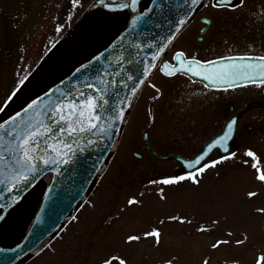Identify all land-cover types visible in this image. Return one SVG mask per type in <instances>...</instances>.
Here are the masks:
<instances>
[{
    "label": "rangeland",
    "instance_id": "1",
    "mask_svg": "<svg viewBox=\"0 0 264 264\" xmlns=\"http://www.w3.org/2000/svg\"><path fill=\"white\" fill-rule=\"evenodd\" d=\"M90 1L73 7L72 0H0V108L12 105L52 65L74 54L79 43L61 41ZM141 109L131 111L110 164L72 221L24 264H257L264 256V212L258 211L264 209V182L256 179L264 172V134L256 127L248 129V137L240 133L235 156L199 174L198 184L166 185L161 181L188 173L163 177L178 172V163L133 155L145 144ZM153 129L154 144L166 149L170 141L162 142L156 135L162 129ZM249 192L257 195L249 197ZM130 199L137 203L129 205ZM32 208L22 213L23 220ZM154 229L161 233L159 244L144 235ZM130 235L141 238L129 243ZM219 240L229 243L214 248Z\"/></svg>",
    "mask_w": 264,
    "mask_h": 264
},
{
    "label": "water",
    "instance_id": "2",
    "mask_svg": "<svg viewBox=\"0 0 264 264\" xmlns=\"http://www.w3.org/2000/svg\"><path fill=\"white\" fill-rule=\"evenodd\" d=\"M120 1L122 0H97L82 20L69 31L63 44L88 40L104 15ZM205 1L193 5L190 0H140L136 11L127 8L122 23L114 31L97 44L82 43L75 55H66L68 60L59 63L56 72H52L56 68L52 65L49 74L36 80V88L32 87L0 114V123L9 121L14 116L17 117L16 123L21 126L23 121L29 119L35 123L36 120L45 119L43 113L46 108L54 107L70 92L79 95L80 91H84L86 95L90 92L96 95V92L87 88L88 84L101 90L98 94L105 95L116 107V112L101 113L105 117V127L112 125L109 129L110 136L89 137L97 142L90 146L83 142L84 150L76 148L75 154H69L66 158L69 161L66 164L48 168L39 164L43 170L34 179L28 174L30 182L27 185L21 183L13 188L14 169L8 162H0V180L4 181L0 183V205H3L0 215L4 217L0 220V264H20L29 259L44 248L77 212L108 165L130 111L155 69L151 68L149 73L142 75L144 66H151L153 63L157 66L172 43L169 44L168 40L173 41V35H178L175 32L177 22L180 19L188 22ZM138 16L139 20L136 19ZM165 44V51L153 61V55ZM129 76L133 79L128 80ZM140 79L144 83L139 85L133 96L131 89ZM108 93L111 95H107ZM29 105L32 107L28 108ZM122 108L123 119H115ZM25 109L28 111L25 112ZM223 132L209 140L194 157L187 158L177 154L174 157L182 162L186 170H193L186 165L194 162L206 151L207 144ZM235 132L236 125L233 138ZM146 138L149 140L147 134ZM233 138L228 144L230 152L233 151ZM134 153L141 156L138 151ZM30 204L34 205L31 214L22 223L21 213Z\"/></svg>",
    "mask_w": 264,
    "mask_h": 264
},
{
    "label": "flooded vegetation",
    "instance_id": "3",
    "mask_svg": "<svg viewBox=\"0 0 264 264\" xmlns=\"http://www.w3.org/2000/svg\"><path fill=\"white\" fill-rule=\"evenodd\" d=\"M213 3L214 0H206L179 31L132 109L133 112L142 108L143 123L146 124L143 130L145 144L141 150L134 149L142 153L138 158L150 156L161 160L173 159L178 163V172L164 173L163 177H175L185 172L174 154L193 157L206 142L225 131L226 125L233 119L237 124L232 153L240 147L237 140L240 133L248 137V129L256 127L264 134V84L239 78L231 86L210 84L189 73L169 77L160 70L164 63L177 65L173 59L176 52H183L185 60L195 58L201 62L222 57L264 56V0H244L243 5L234 10H230V6L216 8ZM232 3L237 4L239 0H232ZM205 19L211 23L204 24ZM154 126L169 130H158L156 134L162 142L170 141L166 149L154 144L151 135ZM166 134L171 140L165 139ZM224 155L226 153L213 150L201 166Z\"/></svg>",
    "mask_w": 264,
    "mask_h": 264
},
{
    "label": "snow or ice",
    "instance_id": "4",
    "mask_svg": "<svg viewBox=\"0 0 264 264\" xmlns=\"http://www.w3.org/2000/svg\"><path fill=\"white\" fill-rule=\"evenodd\" d=\"M202 0H190L193 5H198ZM244 0H239V3L233 4L232 0H214L213 7H229L230 10H234L237 7L243 5ZM73 7L78 6L79 0H72ZM140 0H126L124 3H120L118 7L120 8H130L132 11H136V8ZM151 11V9H149ZM137 20L140 19L138 16ZM178 27H176L175 32L178 33L181 30L187 20L180 19L178 22ZM204 24H210L211 21L205 19ZM60 31V28H57ZM201 31H205L201 29ZM175 36L173 35L172 39ZM171 39L168 40L170 44ZM167 44L159 49V51L153 55L152 60L155 61L159 56L165 51ZM173 59L177 62V65H170L169 63H164L161 67V72L166 76H173L177 73H189L193 76L200 77L210 84H228L233 85L236 83V78L241 80H247L252 83L264 84V56L259 57H222L214 61L201 62L192 59H184L183 52H176ZM224 61H231V63H224ZM236 61H246L245 63H236ZM256 61V62H247ZM156 67L155 63L151 66L145 65L143 68V74L149 73L151 68ZM25 79L20 80L19 84L23 86ZM133 77L129 76L128 80H132ZM144 83L143 79H140L138 84L132 87L131 92L134 96L139 85ZM206 87L208 85H205ZM154 87V86H153ZM88 89H92L96 92L93 95L91 92L87 95L84 91H80L79 95L72 94L64 95L59 103L55 104L54 107L46 108L44 110L45 119L36 120L35 123L32 119L26 120L21 124L16 123L17 117H12L9 121H4L0 123V162H8V164L14 169V174L12 179L15 181L13 188L18 187L21 183L27 185L31 179H34L40 170L39 164L45 166V168L51 167L53 165H61L68 163L66 159L69 154H75L76 148L81 151L84 150L86 145L95 144L97 141L90 139L89 137L105 135L110 136L109 129L112 125L109 124L107 128L104 125L105 117L101 114L107 112H116V107L113 103H110L105 95L98 94L101 90L95 89L92 84L87 85ZM19 89H17L18 91ZM16 95L14 91L11 96L8 97V101H11L12 97ZM69 95L71 98H69ZM107 95H111L108 93ZM7 106V102L5 103ZM29 105L28 108H31ZM0 108V111H3ZM28 109H25L27 112ZM19 115V114H18ZM124 117V109H120L116 114L115 119L122 120ZM237 121L233 119L226 125V130L218 136L214 141L210 142L206 146V151H204L198 158L192 163H188L186 166L189 169H195V171H190L186 175H181L175 178H168L161 181V183L166 185L177 184L185 180H190L193 183H199L197 176L207 168L215 167L217 164L222 163L225 160L232 159L235 153L230 152L229 141L233 138L234 127ZM54 141L49 143V141ZM75 146V147H74ZM213 150H219L226 155L218 160L213 161L210 164H204L203 166L196 167L202 164V161L211 153ZM247 157H253L254 153L252 151L245 152ZM39 162V163H38ZM256 165L253 164V167ZM59 171V168L56 169ZM259 172V170H258ZM256 179L260 182H264V172H260ZM0 180V183H3ZM12 189L10 188L9 191ZM257 194L255 192H249V197H254ZM135 199H130L128 201L129 205L136 204ZM3 205H0V209ZM260 212H264V209H258ZM4 217L0 215V220ZM175 219V218H173ZM183 222V221H181ZM206 229H201L205 231ZM145 237L155 238L156 244L161 242V233L158 230H152L146 232ZM231 235V234H229ZM141 237L136 235L128 236L127 240L129 243L133 241H138ZM244 240H237V244H243ZM229 243L228 240H219L213 244L214 248L219 247L222 244ZM120 264H124V261H120ZM207 264V261H205ZM257 264H264V256H261L257 260Z\"/></svg>",
    "mask_w": 264,
    "mask_h": 264
},
{
    "label": "bare ground",
    "instance_id": "5",
    "mask_svg": "<svg viewBox=\"0 0 264 264\" xmlns=\"http://www.w3.org/2000/svg\"><path fill=\"white\" fill-rule=\"evenodd\" d=\"M124 2L125 1H122L120 3H124ZM118 5L111 8L105 14L104 18L100 21L97 28L93 31L91 35L92 44H96L102 39H104L108 35L111 28H113L115 25L120 23L119 21H120L122 14L124 13L125 8H120L118 7ZM58 69H59V66L54 68L52 72H56ZM36 85L37 84L34 85L35 88H36ZM21 264H24V263H21Z\"/></svg>",
    "mask_w": 264,
    "mask_h": 264
},
{
    "label": "trees",
    "instance_id": "6",
    "mask_svg": "<svg viewBox=\"0 0 264 264\" xmlns=\"http://www.w3.org/2000/svg\"><path fill=\"white\" fill-rule=\"evenodd\" d=\"M55 47H57V45H56ZM52 52H53V51L50 52V54H49V55L43 60V62L39 65L38 68L41 67V65L47 60V58L51 55ZM38 68H37V69H38Z\"/></svg>",
    "mask_w": 264,
    "mask_h": 264
}]
</instances>
